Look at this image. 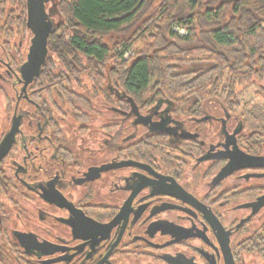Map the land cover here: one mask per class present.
Segmentation results:
<instances>
[{
    "label": "flooded vegetation",
    "instance_id": "flooded-vegetation-1",
    "mask_svg": "<svg viewBox=\"0 0 264 264\" xmlns=\"http://www.w3.org/2000/svg\"><path fill=\"white\" fill-rule=\"evenodd\" d=\"M31 37L0 33V264H264V106L136 102L46 56L27 80Z\"/></svg>",
    "mask_w": 264,
    "mask_h": 264
},
{
    "label": "trees",
    "instance_id": "trees-1",
    "mask_svg": "<svg viewBox=\"0 0 264 264\" xmlns=\"http://www.w3.org/2000/svg\"><path fill=\"white\" fill-rule=\"evenodd\" d=\"M50 1L45 64L67 65L75 79L83 73L90 89L112 80L136 102L183 94L185 110L264 79V0ZM0 33H29L26 0H0ZM242 112L248 127L258 126L257 104L247 100Z\"/></svg>",
    "mask_w": 264,
    "mask_h": 264
},
{
    "label": "water",
    "instance_id": "water-1",
    "mask_svg": "<svg viewBox=\"0 0 264 264\" xmlns=\"http://www.w3.org/2000/svg\"><path fill=\"white\" fill-rule=\"evenodd\" d=\"M46 0H26V26L31 32V43L28 48L26 60L20 69L29 80L38 73L47 53V37L54 28V19L45 10ZM260 158L242 152L241 159Z\"/></svg>",
    "mask_w": 264,
    "mask_h": 264
},
{
    "label": "rangeland",
    "instance_id": "rangeland-1",
    "mask_svg": "<svg viewBox=\"0 0 264 264\" xmlns=\"http://www.w3.org/2000/svg\"><path fill=\"white\" fill-rule=\"evenodd\" d=\"M136 47L139 45H135ZM133 51L129 50L127 51L124 56L127 57L128 55H132ZM258 81H256L257 83ZM261 82L264 84V79L261 80ZM90 81L84 77L83 80V87H90ZM256 83H252L250 85H248L247 88H244V90L240 93V97L242 98V100H251V101H255L256 103H259L260 105L264 106V100L258 98L259 96L256 95V91H260L261 89L256 85ZM261 95V94H260Z\"/></svg>",
    "mask_w": 264,
    "mask_h": 264
}]
</instances>
